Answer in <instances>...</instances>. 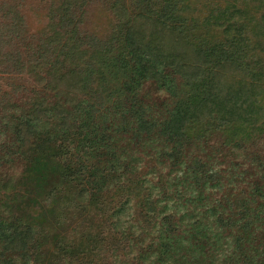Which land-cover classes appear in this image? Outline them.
<instances>
[{"label":"trees","instance_id":"trees-1","mask_svg":"<svg viewBox=\"0 0 264 264\" xmlns=\"http://www.w3.org/2000/svg\"><path fill=\"white\" fill-rule=\"evenodd\" d=\"M207 1L0 0V264H264V0Z\"/></svg>","mask_w":264,"mask_h":264},{"label":"rangeland","instance_id":"rangeland-1","mask_svg":"<svg viewBox=\"0 0 264 264\" xmlns=\"http://www.w3.org/2000/svg\"><path fill=\"white\" fill-rule=\"evenodd\" d=\"M207 0H189L191 4V14L192 16H199L200 12H203V6ZM231 0H209L207 3H211L213 7H225ZM254 2V0H251ZM255 3V2H254ZM203 4V5H202ZM90 19L89 21L94 24L95 27H107L109 22V17L102 12L99 5H95L90 8L89 12ZM97 13V14H96ZM30 14V13H29ZM264 14V6L260 11V15H256L255 26L257 25L258 34L261 33L262 30V16ZM30 21L32 25V29L36 26L40 19L36 17L35 14H30ZM216 134L211 135L209 138V143L212 144L216 139H221L223 141L224 135L221 132H214ZM212 134V132H210ZM264 139V138H263ZM264 141V140H263ZM262 142V140H261ZM56 186V185H55ZM54 194V193H51ZM62 194H58L56 198H54L53 203H49L51 200V195L47 198L46 202H43L44 208H46V223L50 225V227L58 234L59 238L62 240H69V238H74L76 235H80L84 226L87 231H94L95 226L89 220V212L85 208H83V203L79 200L76 201L75 199L68 197L60 198ZM48 208V209H47ZM50 209V210H49ZM92 212V211H91ZM45 223V224H46ZM47 264V263H44Z\"/></svg>","mask_w":264,"mask_h":264}]
</instances>
